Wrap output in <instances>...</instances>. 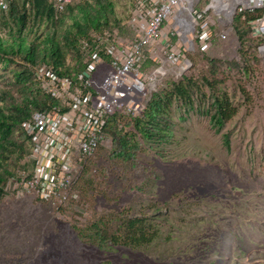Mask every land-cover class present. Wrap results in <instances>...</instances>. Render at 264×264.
Listing matches in <instances>:
<instances>
[{"label": "rangeland", "instance_id": "1", "mask_svg": "<svg viewBox=\"0 0 264 264\" xmlns=\"http://www.w3.org/2000/svg\"><path fill=\"white\" fill-rule=\"evenodd\" d=\"M132 2L116 0L121 23ZM247 36L241 43L228 29L190 54L187 76L220 79L238 107L231 119L212 127L211 99L199 90L191 107L174 99L161 142L145 140L123 117L118 136L128 140L129 155L117 136H106L77 180L76 201L59 210L34 195L0 200V264H264V58ZM243 56L250 59L246 78ZM69 62L80 67L73 55ZM16 66L0 62V89L8 80L15 91ZM19 165L17 175L30 170L24 159ZM130 218L143 222L150 242H127ZM97 221L115 242L100 241Z\"/></svg>", "mask_w": 264, "mask_h": 264}, {"label": "built area", "instance_id": "2", "mask_svg": "<svg viewBox=\"0 0 264 264\" xmlns=\"http://www.w3.org/2000/svg\"><path fill=\"white\" fill-rule=\"evenodd\" d=\"M53 1L62 8L73 0ZM9 5L0 0V11ZM253 10H262L247 22L264 58V0H134L124 27L105 28L81 44L83 67L74 79L41 66L35 74L58 103L34 110L24 123L30 170L7 182L4 197L34 195L67 206L85 163L106 139L110 116L139 113L166 76L190 70L191 53L208 49L215 35L226 38L235 16Z\"/></svg>", "mask_w": 264, "mask_h": 264}, {"label": "trees", "instance_id": "3", "mask_svg": "<svg viewBox=\"0 0 264 264\" xmlns=\"http://www.w3.org/2000/svg\"><path fill=\"white\" fill-rule=\"evenodd\" d=\"M261 12L262 10L245 12V18L241 14L235 16L230 29L236 33L241 43L250 32L247 21ZM129 16L130 10L126 21L121 23L122 19L117 15L116 0H73L62 8H58L53 0H10L8 10L0 11V62L5 66L17 63L13 70L15 91L6 84L8 80L2 82L0 89V200L4 198L7 182L17 175L19 161L31 150V135L25 130L24 123L34 110L51 109L58 103L43 89L41 78L35 74L36 70L45 66L60 77L74 79L83 67L81 44L92 41L94 32L111 28L112 25L124 27ZM41 24L44 25L42 31ZM250 39L256 45L259 43L254 37ZM72 55L78 59V64L80 62L77 69L69 62ZM190 58L193 65L192 57ZM249 60L243 56L241 74L245 78L250 73ZM74 69L76 71L73 73ZM169 82L168 89L159 88L162 82L158 85L139 113L125 115L116 112L108 119L104 129L106 136H117L122 147L120 151L126 156L129 155L128 140L118 136L123 126V117L129 118L134 130L145 140L161 142L170 134L169 112L174 99L191 107L195 90L210 97V122L216 130L237 113L238 107L228 91L220 86V79L203 77V82L198 83L185 73ZM204 86L208 87V94L203 91ZM239 87L242 93L247 94L243 85L240 84ZM19 130L22 136L20 138L14 136ZM224 143H229L227 135L224 136ZM100 147L101 145L98 149ZM25 163L30 166L26 161ZM75 187V197L70 204L78 198ZM58 208L60 210L63 207ZM101 223L97 221L94 225L99 231L97 235L100 241L110 237L115 242L117 236L108 234ZM100 226L102 230H99ZM127 227V242L130 244L148 243L153 237L138 218L128 219Z\"/></svg>", "mask_w": 264, "mask_h": 264}]
</instances>
